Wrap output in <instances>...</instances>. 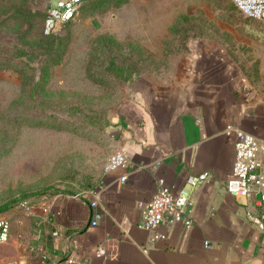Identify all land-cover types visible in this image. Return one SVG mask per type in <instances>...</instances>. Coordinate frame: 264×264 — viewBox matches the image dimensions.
Instances as JSON below:
<instances>
[{
  "label": "crops",
  "instance_id": "1",
  "mask_svg": "<svg viewBox=\"0 0 264 264\" xmlns=\"http://www.w3.org/2000/svg\"><path fill=\"white\" fill-rule=\"evenodd\" d=\"M262 55L232 54L225 40H193L171 79H135L109 128L128 165L103 168L88 188L101 191L96 208L88 189L32 196V214L15 206L24 216L10 219L3 264H65L70 256L81 264H264V229L247 213L259 208L227 188L236 153L228 125L264 138V81L248 65L264 63ZM202 171L210 175L193 188V224L161 223L157 231L168 235L153 239L139 225L140 201L151 199L160 178L177 191Z\"/></svg>",
  "mask_w": 264,
  "mask_h": 264
},
{
  "label": "rangeland",
  "instance_id": "2",
  "mask_svg": "<svg viewBox=\"0 0 264 264\" xmlns=\"http://www.w3.org/2000/svg\"><path fill=\"white\" fill-rule=\"evenodd\" d=\"M48 2L0 0V204L91 188L114 151L112 115L131 83L171 79L190 41L225 40L232 54L264 60V20L233 0H84L53 44L42 31ZM260 62L248 65L264 81ZM14 207L0 214L24 216Z\"/></svg>",
  "mask_w": 264,
  "mask_h": 264
},
{
  "label": "built area",
  "instance_id": "3",
  "mask_svg": "<svg viewBox=\"0 0 264 264\" xmlns=\"http://www.w3.org/2000/svg\"><path fill=\"white\" fill-rule=\"evenodd\" d=\"M83 1L49 0L43 22V32L46 34L56 32L63 24L77 18ZM233 2L246 17L264 20V0H233ZM227 130L236 132V153L232 175L227 180V188L234 195H245L254 200L259 209H249L248 216L258 227L264 229V138L234 124H229ZM127 165L126 153L123 148H117L107 157L104 169L109 171ZM209 175V171L190 173L186 177L185 184L177 191H173L165 179L160 178L157 191L151 199L146 204L142 201L139 203L142 208L139 225L151 230L153 239L167 237V233L157 231L158 226L164 222L170 225L182 222L185 228H189L193 224L195 204L193 188L200 185ZM121 178L126 179V175H122ZM87 192L92 196L90 205L96 208L101 199V191L88 189ZM15 206L22 208L28 214L34 212V202L31 197L18 201ZM48 209L44 207L45 211ZM101 215V210H95L92 223L96 224ZM11 233L10 218L0 214V242L8 241ZM206 243L211 245L208 240ZM104 252V249H99V253ZM64 263L81 264V261L70 256L64 260Z\"/></svg>",
  "mask_w": 264,
  "mask_h": 264
},
{
  "label": "trees",
  "instance_id": "4",
  "mask_svg": "<svg viewBox=\"0 0 264 264\" xmlns=\"http://www.w3.org/2000/svg\"><path fill=\"white\" fill-rule=\"evenodd\" d=\"M42 31H43V29H42ZM55 33L56 32H52V33L46 34V33L43 32V36L45 37V41L48 42L49 44H53L54 41H53V39L51 37L54 36ZM95 184H96V182H94V184L91 187H93ZM47 192H48L47 190H41V191H36V192H33V193H28V194L26 193V194H23V195H17L14 198H12L11 200L1 203L0 204V212L6 210L7 208H9L12 205H16L17 202L22 200V199H26V198H29V197H32V196H35V195L36 196L37 195H41V194H44V193H47ZM66 192L72 193L74 191H66Z\"/></svg>",
  "mask_w": 264,
  "mask_h": 264
}]
</instances>
